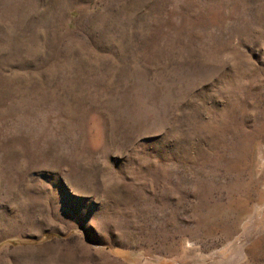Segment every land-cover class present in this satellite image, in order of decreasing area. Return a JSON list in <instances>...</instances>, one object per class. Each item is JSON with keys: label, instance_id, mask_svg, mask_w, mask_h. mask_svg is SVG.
<instances>
[{"label": "rangeland", "instance_id": "rangeland-1", "mask_svg": "<svg viewBox=\"0 0 264 264\" xmlns=\"http://www.w3.org/2000/svg\"><path fill=\"white\" fill-rule=\"evenodd\" d=\"M0 264H264V0H0Z\"/></svg>", "mask_w": 264, "mask_h": 264}]
</instances>
